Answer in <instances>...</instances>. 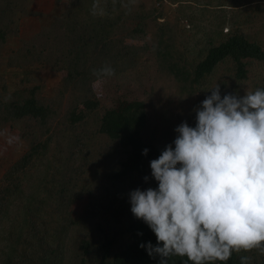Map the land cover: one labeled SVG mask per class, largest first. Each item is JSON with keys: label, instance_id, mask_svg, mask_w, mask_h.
<instances>
[{"label": "trees", "instance_id": "obj_1", "mask_svg": "<svg viewBox=\"0 0 264 264\" xmlns=\"http://www.w3.org/2000/svg\"><path fill=\"white\" fill-rule=\"evenodd\" d=\"M33 1L0 0V141L13 138L0 158V264H159L140 247L157 238L129 193L158 187L150 162L175 147L177 126L195 127L210 89H264V5L55 0L42 13ZM106 65L114 75L93 74ZM241 256L264 264L257 249L214 264Z\"/></svg>", "mask_w": 264, "mask_h": 264}, {"label": "clouds", "instance_id": "obj_2", "mask_svg": "<svg viewBox=\"0 0 264 264\" xmlns=\"http://www.w3.org/2000/svg\"><path fill=\"white\" fill-rule=\"evenodd\" d=\"M93 74L115 72L106 65ZM209 92L194 109L195 127L177 126L175 147L150 162L158 187L129 193L133 215L157 238L140 247L159 264L172 256L214 264L241 250L264 254V89L222 96L217 84Z\"/></svg>", "mask_w": 264, "mask_h": 264}, {"label": "rangeland", "instance_id": "obj_3", "mask_svg": "<svg viewBox=\"0 0 264 264\" xmlns=\"http://www.w3.org/2000/svg\"><path fill=\"white\" fill-rule=\"evenodd\" d=\"M252 1L253 0H250V1L246 0V2H249V5L253 4ZM259 1L261 2L259 4H261V6H263L264 5V0H259ZM54 3H55V0H34L33 3H32V9L34 11H37V12L48 13L52 9ZM226 11H228V8H227ZM260 11L262 12L263 17H264V9L258 10L257 13L260 12ZM259 16H261V13L259 14ZM225 31L226 30L224 29V32ZM260 35L263 37L264 31L263 32L261 31ZM57 80H58V78H54L52 76H49V79H48L49 86L57 84ZM95 88H96L97 94L99 95L98 97H99V100H100V104H101V106H104L106 104V101L104 100L103 95L100 94V91L102 93L103 89L106 88V84L102 83L101 86L98 84V85L95 86ZM7 138H8V140L11 139L12 142L11 143H9V141L6 142ZM12 143H13V138H11L9 136H6L5 138H3L2 141H0V158H4L2 156H4L5 153H7L8 151L11 150Z\"/></svg>", "mask_w": 264, "mask_h": 264}]
</instances>
